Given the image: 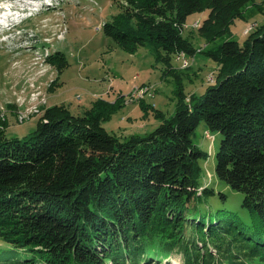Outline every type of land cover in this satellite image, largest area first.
Returning <instances> with one entry per match:
<instances>
[{"label": "trees", "instance_id": "trees-1", "mask_svg": "<svg viewBox=\"0 0 264 264\" xmlns=\"http://www.w3.org/2000/svg\"><path fill=\"white\" fill-rule=\"evenodd\" d=\"M252 1L113 0L103 31L132 53L152 44L180 79L175 54L196 50L182 33L188 16L208 8L200 33L222 36ZM206 52L215 81L192 94L180 87L175 112L157 110L144 135L104 128L119 100H96L86 115L50 106L24 138L0 129V264H168L174 253L183 264H240L233 247L264 253V20ZM203 120L208 136L221 135L215 175L244 194L245 214L212 204L210 152L193 138Z\"/></svg>", "mask_w": 264, "mask_h": 264}, {"label": "rangeland", "instance_id": "rangeland-1", "mask_svg": "<svg viewBox=\"0 0 264 264\" xmlns=\"http://www.w3.org/2000/svg\"><path fill=\"white\" fill-rule=\"evenodd\" d=\"M47 2L52 4L47 6ZM43 3L44 6L37 7L40 11H33L17 29L8 30L7 26L3 31L0 29V33H4V37L0 36V129L8 136H28L50 106L64 105L74 115H86L96 100L120 101L102 123L109 133L120 138L149 133L161 121L157 110L167 117L175 112L180 87L192 94L202 92L215 81L218 63L207 54V49L229 38L242 42L246 34L264 20V0H253L242 15L235 18L227 34L221 36L214 32L207 39L199 27L210 10L189 15L182 33L196 50L194 54L184 51L175 54L174 69L180 71V79H177L175 74L165 73L167 64L157 57L152 44L142 45L132 53L104 33V23L118 12L113 0H46ZM14 4L19 5L17 1ZM52 53L65 57L63 67L48 61L47 56ZM181 53L188 55L189 65L184 66L181 57L178 58ZM135 87L142 94L132 98ZM28 109L34 112H29L21 121L20 116ZM37 109L40 111L35 113ZM212 136H208L205 120L197 126L193 136L198 145L210 152L205 173L216 192L215 197L211 196L212 204L245 214L241 206L244 194L215 175L221 135ZM221 192L226 194L225 199L220 196ZM186 235L191 236L189 229ZM200 244L205 248L203 242ZM232 249L233 258L240 264H264L262 252V255L251 253L239 246ZM212 252L214 257L224 255V252ZM167 262L183 264L184 257L174 253Z\"/></svg>", "mask_w": 264, "mask_h": 264}, {"label": "bare ground", "instance_id": "bare-ground-1", "mask_svg": "<svg viewBox=\"0 0 264 264\" xmlns=\"http://www.w3.org/2000/svg\"><path fill=\"white\" fill-rule=\"evenodd\" d=\"M1 1H7V0H0V2ZM8 1H10V0H8ZM17 2H21V3H23L25 6H28V7H35V6H38L39 5V2H40V0H17ZM9 18H10V16H9ZM200 50V49H199ZM183 55H184V53H181V54H179V56H178V58H180L181 57V60H182V62H183ZM183 64H185L184 66H186L187 65V63H183ZM189 64H190V61H189ZM183 67V66H182ZM46 101V100H45ZM45 101H43V102H45ZM40 102V101H39ZM43 104H45V103H43ZM38 106V105H37ZM42 106V105H41ZM41 106L39 107V108H41ZM36 108H38V107H36ZM35 108V109H36ZM42 109V108H41ZM34 110V109H33ZM32 109H28L27 110V112H26V114L24 115V116H20V120L21 121H23V119H24V117L25 116H27L28 115V113L29 112H34ZM40 111V109H37L36 110V112L35 113H37V112H39ZM20 115V114H19Z\"/></svg>", "mask_w": 264, "mask_h": 264}, {"label": "built area", "instance_id": "built-area-1", "mask_svg": "<svg viewBox=\"0 0 264 264\" xmlns=\"http://www.w3.org/2000/svg\"><path fill=\"white\" fill-rule=\"evenodd\" d=\"M183 63H187L189 65V57L186 53L183 55ZM142 94V92H138V87H135L134 91L131 94V97H139Z\"/></svg>", "mask_w": 264, "mask_h": 264}]
</instances>
